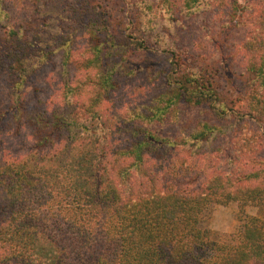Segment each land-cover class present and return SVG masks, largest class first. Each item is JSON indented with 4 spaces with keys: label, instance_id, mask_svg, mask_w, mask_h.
<instances>
[{
    "label": "trees",
    "instance_id": "16d2710c",
    "mask_svg": "<svg viewBox=\"0 0 264 264\" xmlns=\"http://www.w3.org/2000/svg\"><path fill=\"white\" fill-rule=\"evenodd\" d=\"M202 1L179 0V12L192 16ZM245 1L205 0L215 13L226 9L224 31L245 27L233 44L246 73L243 113L229 106L212 67L179 68L149 101L115 107V70L103 59L112 51L121 60L130 44L148 48L143 37L121 44L89 0L68 2L56 24L21 18L0 26V76L12 89L0 132L20 143L0 149V264H264L263 145L255 138L225 154L227 142L213 165L206 155L219 147L205 146L225 128L178 115L199 107L234 124L247 116L264 130V0L252 9ZM245 12L252 19L242 25ZM76 30L86 41L80 80L65 85L64 103L37 95L31 108L29 76L59 53L67 72ZM230 202L258 212L243 213L237 235L220 239L209 210Z\"/></svg>",
    "mask_w": 264,
    "mask_h": 264
},
{
    "label": "rangeland",
    "instance_id": "374dc122",
    "mask_svg": "<svg viewBox=\"0 0 264 264\" xmlns=\"http://www.w3.org/2000/svg\"><path fill=\"white\" fill-rule=\"evenodd\" d=\"M2 1L0 26L6 28L10 22L18 23L21 18L23 20L32 19L35 24L37 23L35 19L45 20L47 24H56L57 11L63 7L67 9L68 5L66 4L73 0ZM173 1L174 4L170 6L171 0H165L164 3L162 0H89L96 11L102 12L103 20L108 18L109 30L114 33L117 40L121 41V44L124 43V40H128L129 43L135 40L139 42L143 37L148 48L142 49L137 44H130L121 60L118 56L112 55V49L110 50L111 55L103 59L107 67H114L115 70L117 89L112 94V104L115 107H120L122 103H126L132 108L149 101L162 91L165 88L166 79L176 76L179 68L188 70L212 67L218 76L216 81L220 89L227 93L226 100L229 106L235 107L243 113L242 94L243 86L246 84V73L243 62L239 61L237 52L234 51L233 44L237 43L240 37L245 34V27L237 26L235 29L224 31L226 26L223 22L228 19L226 9L215 13L216 9L206 8L205 0L197 6L198 11L192 16L179 12V0ZM163 4L167 7V12ZM244 5L248 9H252L256 2L246 0ZM249 19H252V16L245 12L240 23L243 25ZM79 33L76 30L73 34H76V39L72 46L71 63L67 66L69 67L67 72L62 71V58L59 53L49 64L29 76L26 89L31 108L35 107L34 99L37 95L41 100L51 95V105L65 102L63 97L65 85L76 84L80 75L75 76L74 73L77 67H80V61L86 56L83 51L86 41H84L83 35H78ZM223 34L230 36L231 45L226 44L222 39ZM126 35L130 37L126 38ZM224 56L226 62L222 63L221 57ZM178 63L181 64L179 67L176 65ZM228 73L232 75L231 81ZM207 74L213 77L209 71ZM6 78L5 75L0 76V110H4L12 104L11 82L6 81ZM34 89H37L38 92L35 93ZM36 106L41 107V105ZM178 115L189 125H193L197 120L209 118L211 123L225 128L222 134L205 146L213 149L219 147L211 155H206L210 163H214L213 165L218 166L219 156L227 142L229 151H226L225 154L230 152V149L238 148V144L239 147L242 146L243 141L253 144L255 138L256 142L258 138L264 147V130L255 131L257 122L247 116L238 119L234 124L233 122L229 123L233 120L232 118L225 120L224 117H208L201 108L189 106H183ZM1 119L4 120L5 125L11 124L7 116H2ZM19 144L14 136L4 135V131L0 132V149L1 147L14 148ZM240 157L241 163H243L246 154L243 157L242 153ZM241 170L243 173L248 172V169L242 164ZM209 211L208 226L220 239H229L236 236L240 229V216L243 213L256 214L258 209L249 204L242 206L238 202H230L226 205L213 204Z\"/></svg>",
    "mask_w": 264,
    "mask_h": 264
}]
</instances>
